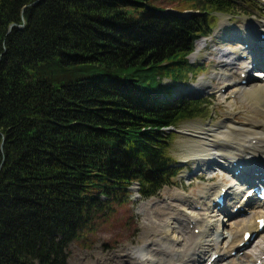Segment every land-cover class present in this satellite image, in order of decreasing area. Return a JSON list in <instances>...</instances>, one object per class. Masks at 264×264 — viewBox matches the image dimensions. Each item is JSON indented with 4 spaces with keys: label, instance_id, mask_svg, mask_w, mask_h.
<instances>
[{
    "label": "trees",
    "instance_id": "16d2710c",
    "mask_svg": "<svg viewBox=\"0 0 264 264\" xmlns=\"http://www.w3.org/2000/svg\"><path fill=\"white\" fill-rule=\"evenodd\" d=\"M176 2L0 0V264H67L86 231L127 219L133 184L142 201L173 186L164 129L199 118L203 102L172 85L195 72L188 56L213 14L260 9Z\"/></svg>",
    "mask_w": 264,
    "mask_h": 264
},
{
    "label": "bare ground",
    "instance_id": "6f19581e",
    "mask_svg": "<svg viewBox=\"0 0 264 264\" xmlns=\"http://www.w3.org/2000/svg\"><path fill=\"white\" fill-rule=\"evenodd\" d=\"M223 24L221 23V26ZM258 29L264 31V22H260L254 31L257 32ZM244 37L248 38V35L244 34ZM200 43L190 55L192 60L197 59L200 48L205 44L203 41ZM199 45L200 48H198ZM259 50L252 54L249 48L219 49L215 56L217 63L220 64L217 65L220 72L209 76L204 75L207 78L200 77L198 83L184 92L189 95L206 92L211 93L212 96L215 94L222 96L224 91L230 92V97L233 99L238 96L245 101L249 100L256 115L264 119V79L255 78L264 73V54L260 55ZM243 55L246 58L243 59ZM253 63L259 64L261 72H254L255 76L252 75L250 79L247 68ZM212 81L218 83L215 85ZM183 129L181 132L188 134V130L184 131ZM189 133L194 140L200 141V146L204 150L201 152L202 155L193 156L188 161L196 163L202 168L201 171L206 166L211 168L212 165L222 170L226 166L225 172L232 173V178L238 184L209 186L200 191L197 199L193 202L186 201V197L180 191L178 192L181 195L176 191L175 196L171 197V195L168 200L176 201L181 207L178 208L169 202L160 207L158 211L161 218L158 220L159 222L157 221L158 230L155 231V241L151 242L154 243L152 246L158 245L165 250V255H171V258L177 257L170 260L169 264H201L206 253L210 250L213 252L204 264H224L222 263L224 258L241 252L250 247L252 243L253 247L250 251L242 252L241 256L236 255L235 259L238 261V258L253 255L252 264H264V225L262 229H259V222H264V204L254 195L250 196L254 190L253 187L257 186L254 180L264 173V121L260 122L256 117H251L245 123H236L233 119L226 118L212 130H206L196 136L192 132ZM221 162L223 166L219 165ZM236 170H238L237 176L233 175ZM246 184L253 187L244 189ZM222 194L233 204L230 212H226L228 204L220 210L215 205V199ZM240 196L242 197L240 198ZM152 204L155 205V202H149L142 206L150 205L149 207H151ZM234 208H237V218L236 215L233 217ZM168 212H171L169 213L171 215ZM234 218L236 219L233 220ZM246 233L252 236L247 242L244 241ZM214 235L217 236L214 237ZM151 243L130 248L128 256H135L141 264H151L157 259L145 249ZM254 249L256 251L251 254ZM214 256L215 258L212 260Z\"/></svg>",
    "mask_w": 264,
    "mask_h": 264
},
{
    "label": "rangeland",
    "instance_id": "374dc122",
    "mask_svg": "<svg viewBox=\"0 0 264 264\" xmlns=\"http://www.w3.org/2000/svg\"><path fill=\"white\" fill-rule=\"evenodd\" d=\"M147 1L151 6L167 7V10L172 12H176V9H180L179 3L176 2L177 0L164 2L163 5H161L158 0ZM256 3L260 9L248 16L232 17L213 14L215 18L213 34L209 38L202 39L205 44L201 48V40L196 43L195 49L197 48V44L200 43L198 46L200 51L196 60H192L190 56L188 57V61L194 66L195 72L192 75L188 74V80L185 82L174 85L175 87L173 90L178 96H188L195 100L198 99L199 102H203V105L199 118L180 125L176 132L172 133L168 157L175 162L176 168L179 170L178 177L173 180V186L163 188L158 197L151 198L147 201L140 200L137 190H132V196L130 197L131 206L123 212H120L121 214L123 213V215L124 212H126L127 219L124 218L121 222L117 223H113L111 220L103 222L99 225H95L91 230L86 231L84 233L85 236L79 241L69 244L67 248V264H141L135 256H128L129 249L155 241V231L158 230V220L161 218V214L158 211L160 207L166 202L178 208L181 207L176 201L168 200L171 195V197L175 196L177 191L179 195L182 193L186 197V201L193 202L197 199L198 193L203 191L204 188L214 186L215 184H234L236 182L232 179L231 173H226L224 170L212 166L211 164V168L206 166L201 171L202 168L196 163L187 162L193 156L202 155L201 152L204 150L202 146H200V141L197 139L194 140L189 135L191 134L189 132H192V134L196 136L198 133L212 130L218 127L226 118H231L236 123H245L246 120L251 117H256L260 122H263L264 119L256 115L254 107L250 105L249 100L245 101V99L238 96H235L233 99L230 97V92L227 91H224L222 96H219V94L212 96L211 93L206 92L195 95L182 93L187 91V89L190 90L192 85L198 83L200 77L220 72L217 66L219 63H217V58L215 56L219 49L236 50L243 48L240 41H248L244 39L243 35L246 33L249 35L251 33H248L244 29H246V27H252L254 29L260 22H264V0H256ZM184 6L188 7L187 4ZM221 23L224 24L221 26ZM219 57L220 52L218 53V59ZM256 71L258 70H251L249 74ZM207 76L202 78H207ZM212 82L215 85L218 83L216 81ZM169 84L170 83H165L166 86H169ZM182 129L184 131L188 130V134L181 132ZM149 202H155V205L152 204L153 206L151 207H149L150 205L142 206ZM225 205L228 206L226 207V212H230L233 204L225 200ZM169 213L171 212H168V214ZM169 215L167 216L169 217ZM235 217L237 218V216ZM215 236L217 235H214V237ZM153 244L154 243L148 244V247L145 248L146 251H149V254L151 253L157 258L151 264H169L170 260L172 261L173 258H177L176 256L171 258V255H165V250L163 248H160L158 245L152 246ZM252 247L253 244L251 243L250 247L241 252L233 253L228 258H224L222 263L252 264L253 255L251 257L238 258V261L235 259L237 258L236 255L241 256L242 252L250 251ZM254 251L256 250L254 249L251 254H253ZM212 252L213 250H210L206 253L204 261L201 264L206 262L205 260H207Z\"/></svg>",
    "mask_w": 264,
    "mask_h": 264
},
{
    "label": "water",
    "instance_id": "95a60500",
    "mask_svg": "<svg viewBox=\"0 0 264 264\" xmlns=\"http://www.w3.org/2000/svg\"><path fill=\"white\" fill-rule=\"evenodd\" d=\"M181 16H184V15H187V13H182V14H180ZM167 131H170V132H176L175 130H173V129H171V128H169V129H166ZM135 186H136V190L138 189V184H135ZM131 190H133V188H131Z\"/></svg>",
    "mask_w": 264,
    "mask_h": 264
},
{
    "label": "snow or ice",
    "instance_id": "6c2138e0",
    "mask_svg": "<svg viewBox=\"0 0 264 264\" xmlns=\"http://www.w3.org/2000/svg\"><path fill=\"white\" fill-rule=\"evenodd\" d=\"M262 223H264V222H262Z\"/></svg>",
    "mask_w": 264,
    "mask_h": 264
}]
</instances>
